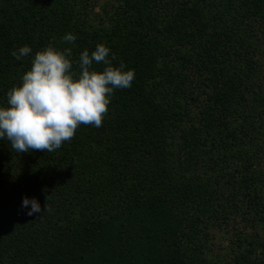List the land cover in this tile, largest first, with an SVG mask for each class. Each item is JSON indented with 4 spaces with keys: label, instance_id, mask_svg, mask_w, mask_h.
<instances>
[{
    "label": "trees",
    "instance_id": "16d2710c",
    "mask_svg": "<svg viewBox=\"0 0 264 264\" xmlns=\"http://www.w3.org/2000/svg\"><path fill=\"white\" fill-rule=\"evenodd\" d=\"M0 5V106L49 42L72 48L74 71L80 53L101 43L116 55L114 66L135 71L130 88L114 91L102 126L81 125L63 150L90 180L69 191L59 183L76 200L66 216L76 220L70 235L53 210L29 216V204L19 213L27 230L59 223L43 236L61 249L48 264L206 263L212 247L202 240L215 238L210 231L253 196L259 167L264 175V0H111L86 37L67 29L72 19L86 27L73 0ZM67 33L74 44L61 42ZM25 45L31 54L11 55ZM252 206L250 223L260 222L261 233L238 240L246 244L240 264H264V210L255 195ZM11 216L0 212L4 230Z\"/></svg>",
    "mask_w": 264,
    "mask_h": 264
},
{
    "label": "clouds",
    "instance_id": "9594fccd",
    "mask_svg": "<svg viewBox=\"0 0 264 264\" xmlns=\"http://www.w3.org/2000/svg\"><path fill=\"white\" fill-rule=\"evenodd\" d=\"M76 39L67 33L61 42L74 44ZM31 53L25 45L11 55L20 60ZM116 59L109 47L97 44L91 53L88 49L80 53L74 71L72 48L61 50L49 42L35 53L21 84L7 91L8 106H0V139L9 141L17 153L54 152L71 141L81 125L101 127L114 91L130 88L135 79V71L126 70L123 61L114 66ZM29 204V216L51 210L46 203L41 209L35 198L25 197L22 207Z\"/></svg>",
    "mask_w": 264,
    "mask_h": 264
},
{
    "label": "rangeland",
    "instance_id": "374dc122",
    "mask_svg": "<svg viewBox=\"0 0 264 264\" xmlns=\"http://www.w3.org/2000/svg\"><path fill=\"white\" fill-rule=\"evenodd\" d=\"M110 1L73 0L74 5L77 3L81 4V8L83 6L81 11L83 16L80 17L85 21L86 27L80 26L81 22L72 19L67 29L75 33L80 31V35L85 37L88 34L90 36L95 34L94 28L88 27V25L93 23L92 19L95 22L99 21L100 18L95 15L100 17L106 15L105 8L108 7ZM84 10H87V12ZM255 19L257 20V17ZM4 102H6L4 105L7 107V96L4 98ZM73 139H75V136ZM71 143L72 140L65 142L61 148L54 152L34 150L17 153L11 149L9 141L0 139V174H4L1 178L3 182L0 185V212L8 211L9 214H13L9 219L14 218L12 226L8 228L5 225L6 230L0 224V253L4 255L5 264H48L51 254L61 251V249L52 250V243L46 244L43 238L52 230H57L58 227L56 226L59 223L56 226H49V223L43 221L38 223L41 224L38 230L32 231L31 229H25L21 220L18 221L25 197L29 200L35 198L37 202L51 203V210L60 218V221L62 220L59 226L68 236L70 235L76 220L69 221L66 216L72 214L77 208L76 200L75 197L70 195L71 192L70 194H62L59 183L67 186L69 191L70 188H78V185L82 186L85 180L90 181L89 176L81 173L82 167L79 163L63 156V150ZM61 159L63 160L61 161ZM40 165L43 168L40 169ZM59 170L64 171L65 177L57 175ZM261 170L262 168L259 167L253 175V180L256 179L255 183L258 185V188L253 191V196L243 199L244 206H241L239 211H235L231 219L222 221L221 226L218 225L217 228L210 231V234L215 235V238L202 240L201 244L205 243L207 246L212 247V252L208 255L206 253L204 257L206 261L208 260L206 263L199 262L197 264H240L244 261L246 250L244 245L246 246V244L238 247L236 243L239 239L243 240L246 237L261 233L260 222H254L253 226H251L252 222L250 223L253 217L251 210L254 207L252 206L254 195L256 199L257 197L260 198L261 209L264 210V184L260 182L261 178L264 179V175L261 174ZM63 180H66L67 183H64ZM32 194H35V196L32 197ZM43 206L45 205L43 204ZM43 206H41V209L44 208ZM17 207H20V211L15 209ZM46 211L42 213L44 216H48ZM192 213L193 217L200 216L194 211ZM77 216L79 217V214ZM237 225L242 230L234 232ZM245 226L247 228L244 229ZM36 238H38L37 241ZM64 244H66L65 241L60 242L61 248L65 246ZM44 246L48 250L44 249ZM211 256L215 258H210Z\"/></svg>",
    "mask_w": 264,
    "mask_h": 264
}]
</instances>
